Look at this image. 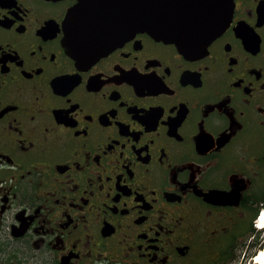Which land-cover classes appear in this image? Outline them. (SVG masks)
Returning a JSON list of instances; mask_svg holds the SVG:
<instances>
[{
  "label": "flooded vegetation",
  "instance_id": "1",
  "mask_svg": "<svg viewBox=\"0 0 264 264\" xmlns=\"http://www.w3.org/2000/svg\"><path fill=\"white\" fill-rule=\"evenodd\" d=\"M75 4L0 0V264L254 254L264 0H233L228 25L192 50L137 32L88 61L65 41ZM187 8H173L178 21Z\"/></svg>",
  "mask_w": 264,
  "mask_h": 264
},
{
  "label": "water",
  "instance_id": "2",
  "mask_svg": "<svg viewBox=\"0 0 264 264\" xmlns=\"http://www.w3.org/2000/svg\"><path fill=\"white\" fill-rule=\"evenodd\" d=\"M186 5L188 0H76L65 17V41L71 55L83 61L100 57L137 32L192 50L194 41H210L220 33L233 10V0H195V19L187 8L186 20L178 21L173 8Z\"/></svg>",
  "mask_w": 264,
  "mask_h": 264
},
{
  "label": "rangeland",
  "instance_id": "3",
  "mask_svg": "<svg viewBox=\"0 0 264 264\" xmlns=\"http://www.w3.org/2000/svg\"><path fill=\"white\" fill-rule=\"evenodd\" d=\"M260 245L263 244L264 246V229L262 230L261 234H260V238H259V242ZM263 248V247H260ZM262 250V249H261ZM257 253V252H256ZM255 253V254H256ZM252 255H248L247 253L243 256V258H241V262H238L236 264H254L253 263V259L251 258ZM251 258V259H250Z\"/></svg>",
  "mask_w": 264,
  "mask_h": 264
},
{
  "label": "bare ground",
  "instance_id": "4",
  "mask_svg": "<svg viewBox=\"0 0 264 264\" xmlns=\"http://www.w3.org/2000/svg\"><path fill=\"white\" fill-rule=\"evenodd\" d=\"M261 227L264 228V221H262ZM254 264H264V248L260 250L253 258Z\"/></svg>",
  "mask_w": 264,
  "mask_h": 264
},
{
  "label": "trees",
  "instance_id": "5",
  "mask_svg": "<svg viewBox=\"0 0 264 264\" xmlns=\"http://www.w3.org/2000/svg\"><path fill=\"white\" fill-rule=\"evenodd\" d=\"M263 246V244L262 245H260L259 247H262ZM264 247V246H263Z\"/></svg>",
  "mask_w": 264,
  "mask_h": 264
}]
</instances>
